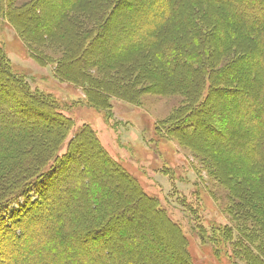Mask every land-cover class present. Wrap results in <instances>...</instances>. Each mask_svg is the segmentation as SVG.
<instances>
[{
    "label": "trees",
    "instance_id": "trees-1",
    "mask_svg": "<svg viewBox=\"0 0 264 264\" xmlns=\"http://www.w3.org/2000/svg\"><path fill=\"white\" fill-rule=\"evenodd\" d=\"M6 1L3 18L33 58L56 65L58 80L82 86L102 109L112 99L137 105L145 83L181 96L158 131L208 157L234 220L205 228L188 211L194 231L216 255L264 264V0ZM128 4L131 12L115 18ZM50 45L65 49L55 62L43 51ZM229 90L234 114L212 108L204 116ZM5 100L19 111L0 107V264H193L187 235L159 199L89 125L76 128L57 102L14 74L0 47Z\"/></svg>",
    "mask_w": 264,
    "mask_h": 264
},
{
    "label": "rangeland",
    "instance_id": "rangeland-1",
    "mask_svg": "<svg viewBox=\"0 0 264 264\" xmlns=\"http://www.w3.org/2000/svg\"><path fill=\"white\" fill-rule=\"evenodd\" d=\"M32 1L14 0V5L23 7ZM134 1L131 0L130 4ZM48 3L54 7L58 1L51 0ZM130 4L121 8L115 18L119 19L121 15L130 13ZM7 5L6 0L0 1V47L12 72L27 80L33 91L48 96L50 102H57L63 114L72 119L76 128L89 125L95 131L108 154L137 179L146 194L159 199L170 218L181 226L188 237L187 245L193 264H243L234 263L224 254L216 255L213 245L209 242L202 243L198 231H194L195 224L189 212L193 216L198 215L205 228L215 224L230 226L232 217L227 213L230 207L227 200L228 191L204 164L208 157L200 156L191 148L181 146L177 140L168 136L164 127L162 133L160 129L158 131L162 122L168 123L173 113L182 106L181 96L156 93L150 83H145L138 89L140 93L137 105L112 99L111 109H102L103 107L90 102L82 86L69 79L58 80L54 74L56 65H41L33 58L14 27L3 18ZM117 22L119 25V20ZM50 46H53V49L47 47L43 48V51L48 59L55 62L64 55L65 49L63 46ZM232 94L229 90L224 103L215 108L210 105L204 116L212 118V108L222 115L234 114V110H230L227 104ZM242 95L241 91L236 97ZM5 103H1L0 107L19 111L8 100H5ZM23 117L26 118L24 115ZM34 120L37 121L36 118L31 119ZM81 143L87 148L86 161H93L92 153L90 154L91 141L86 138L81 140ZM106 175L107 171L103 172L105 182L110 180ZM109 191L113 194L112 189ZM128 215L137 217L136 212ZM128 220L129 218L126 221L132 225L133 221Z\"/></svg>",
    "mask_w": 264,
    "mask_h": 264
}]
</instances>
